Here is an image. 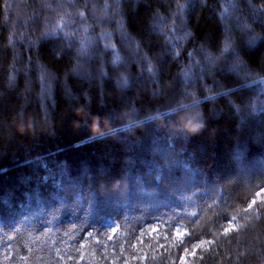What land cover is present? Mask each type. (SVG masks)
<instances>
[{"label": "trees", "instance_id": "16d2710c", "mask_svg": "<svg viewBox=\"0 0 264 264\" xmlns=\"http://www.w3.org/2000/svg\"><path fill=\"white\" fill-rule=\"evenodd\" d=\"M200 243L189 264H264V0H0V264Z\"/></svg>", "mask_w": 264, "mask_h": 264}, {"label": "rangeland", "instance_id": "374dc122", "mask_svg": "<svg viewBox=\"0 0 264 264\" xmlns=\"http://www.w3.org/2000/svg\"><path fill=\"white\" fill-rule=\"evenodd\" d=\"M114 5H111L110 6V9L113 8L114 10V13H115V10H116V7ZM103 7L104 8H107L108 5H107V2H104L103 4ZM263 16L259 15L258 17H255L253 20L254 21H259L262 19ZM107 18V17H106ZM227 19V22H225V28L227 30H229V26L231 25L235 30H243V28H248V25L246 22H241L239 21L238 19H235V18H231V16L229 17H225ZM119 21V20H118ZM235 32V31H234ZM252 37H249V41L251 40ZM209 63V60L207 61ZM144 84H145V81L143 80ZM136 87H141V85L143 83L139 82L138 80H136ZM235 126V125H234ZM198 133V132H197ZM180 134V133H179ZM181 135V134H180ZM181 139H183V136L181 137ZM184 140V139H183ZM185 141V140H184ZM19 177H22L23 176H19ZM75 179L77 181H79V177H75ZM24 182H25V179H23ZM27 183V182H25ZM125 185H127V183H124ZM75 188V187H74ZM79 188V187H78ZM135 188V187H134ZM133 189V188H132ZM55 199V198H54ZM100 215V214H99ZM233 224V223H231ZM119 230V226L118 224H114V231H118ZM187 231L186 229H184V227L181 225V224H178L176 226V231H175V237L177 240H183L185 238V235H186ZM161 237H164V238H168V235L165 233V230L164 228L160 225V224H156L153 228H151L150 230H148V232H146L144 234L143 237H140V240H139V245L138 246H141V244L145 245V244H149L148 246L152 249L156 248V249H160L162 247H164L166 245V242L165 241H162L161 240ZM201 246V243L200 244H196L193 246V248H191L188 252H186L183 257H182V263L183 264H189V261L197 254V250L198 248ZM130 264V263H129Z\"/></svg>", "mask_w": 264, "mask_h": 264}, {"label": "clouds", "instance_id": "9594fccd", "mask_svg": "<svg viewBox=\"0 0 264 264\" xmlns=\"http://www.w3.org/2000/svg\"><path fill=\"white\" fill-rule=\"evenodd\" d=\"M182 118V117H181Z\"/></svg>", "mask_w": 264, "mask_h": 264}]
</instances>
